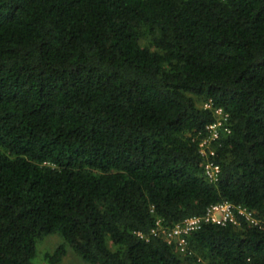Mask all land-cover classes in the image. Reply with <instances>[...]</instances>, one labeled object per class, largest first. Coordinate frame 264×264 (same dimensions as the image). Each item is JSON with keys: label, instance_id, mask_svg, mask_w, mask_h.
<instances>
[{"label": "trees", "instance_id": "16d2710c", "mask_svg": "<svg viewBox=\"0 0 264 264\" xmlns=\"http://www.w3.org/2000/svg\"><path fill=\"white\" fill-rule=\"evenodd\" d=\"M224 201L258 223H203L184 252L153 233ZM53 233L47 264L68 246L88 264H264V0H0V264H37Z\"/></svg>", "mask_w": 264, "mask_h": 264}, {"label": "built area", "instance_id": "2783aa9c", "mask_svg": "<svg viewBox=\"0 0 264 264\" xmlns=\"http://www.w3.org/2000/svg\"><path fill=\"white\" fill-rule=\"evenodd\" d=\"M209 106V104L205 105V107ZM215 112L217 115L216 121L207 126L209 134L200 144V151L206 159L205 174L210 182L217 181L221 171L220 165L211 160V155L215 153L213 142L219 138L222 129L229 131L226 125L228 114L224 113L221 108L216 109ZM239 217H243L254 224L258 223L252 210L242 205L224 201L210 205L203 216L189 217L171 229L162 227L159 221L157 228L153 229V233L156 235L162 231L167 235L169 243H175L180 251L184 252L187 248V235L192 231L200 229L203 223L226 225L231 222L238 224Z\"/></svg>", "mask_w": 264, "mask_h": 264}, {"label": "rangeland", "instance_id": "374dc122", "mask_svg": "<svg viewBox=\"0 0 264 264\" xmlns=\"http://www.w3.org/2000/svg\"><path fill=\"white\" fill-rule=\"evenodd\" d=\"M202 105V104H200ZM205 106V104H204ZM63 237L58 233L49 234L37 243V254L34 262L37 264H47L44 256L46 253H52L61 243ZM61 264H88L83 260L70 246L67 247L66 253L62 258Z\"/></svg>", "mask_w": 264, "mask_h": 264}]
</instances>
